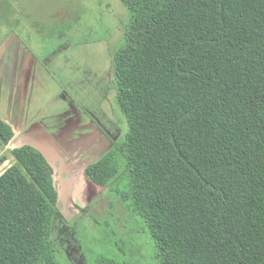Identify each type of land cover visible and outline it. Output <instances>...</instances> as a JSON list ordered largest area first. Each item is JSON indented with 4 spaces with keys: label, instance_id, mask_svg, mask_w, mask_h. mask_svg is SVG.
<instances>
[{
    "label": "trees",
    "instance_id": "16d2710c",
    "mask_svg": "<svg viewBox=\"0 0 264 264\" xmlns=\"http://www.w3.org/2000/svg\"><path fill=\"white\" fill-rule=\"evenodd\" d=\"M121 1L113 67L128 131L86 178L143 225L158 264H264V0ZM14 135L0 118V151ZM11 156L0 264H61L54 170L30 146Z\"/></svg>",
    "mask_w": 264,
    "mask_h": 264
},
{
    "label": "rangeland",
    "instance_id": "374dc122",
    "mask_svg": "<svg viewBox=\"0 0 264 264\" xmlns=\"http://www.w3.org/2000/svg\"><path fill=\"white\" fill-rule=\"evenodd\" d=\"M127 20L121 0H0V42L11 32L25 41L79 108L122 140L128 125L116 106L113 52ZM42 84L36 83L49 98L52 86ZM54 101L61 115H73L60 98ZM11 150L0 151L6 157L0 175L15 163ZM56 181L59 215L53 239L63 250L61 264H99L105 258L158 264L154 241L117 196L94 186L92 192L76 188L72 179L58 176Z\"/></svg>",
    "mask_w": 264,
    "mask_h": 264
},
{
    "label": "crops",
    "instance_id": "0c3cea01",
    "mask_svg": "<svg viewBox=\"0 0 264 264\" xmlns=\"http://www.w3.org/2000/svg\"><path fill=\"white\" fill-rule=\"evenodd\" d=\"M41 81L44 88L52 86L49 98L36 85ZM56 98L73 115H61ZM0 118L15 134L8 147L38 150L54 170L56 189L58 176L72 179L78 184L76 188L84 191L96 187L83 172L109 151L110 140L49 75L31 47L13 32L0 42Z\"/></svg>",
    "mask_w": 264,
    "mask_h": 264
},
{
    "label": "flooded vegetation",
    "instance_id": "af4514ba",
    "mask_svg": "<svg viewBox=\"0 0 264 264\" xmlns=\"http://www.w3.org/2000/svg\"><path fill=\"white\" fill-rule=\"evenodd\" d=\"M89 118H90V120H92V122L103 132V134L110 140V142H111V148L113 147V143L114 142H116L117 141V138L116 137H113L112 135H110V134H108L104 129H103V127L100 125V123L97 121V119L96 118H94L92 115H90V114H87V113H85ZM111 148L109 149V151L111 150ZM108 151V152H109ZM107 152V153H108ZM106 153V154H107ZM90 165H92V164H90ZM90 165H88V166H90ZM87 166V167H88ZM87 167L85 168V170H84V172H83V177L86 179V180H88V181H90L88 178H86V176H85V171H86V169H87ZM91 182V181H90ZM94 184V183H93ZM95 185V184H94ZM97 188H102V189H104V187H101V186H97V185H95ZM105 190V189H104ZM89 191V190H88ZM89 192H92V191H89ZM93 198V197H92ZM95 200V198H93V201ZM89 206H91V202L90 201H88L87 203H86V208L87 207H89ZM86 208H83L81 211H86ZM80 211V212H81ZM71 242V241H70ZM72 245H74V244H72Z\"/></svg>",
    "mask_w": 264,
    "mask_h": 264
}]
</instances>
